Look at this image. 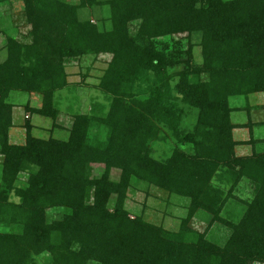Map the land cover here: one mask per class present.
I'll use <instances>...</instances> for the list:
<instances>
[{"label": "trees", "instance_id": "16d2710c", "mask_svg": "<svg viewBox=\"0 0 264 264\" xmlns=\"http://www.w3.org/2000/svg\"><path fill=\"white\" fill-rule=\"evenodd\" d=\"M21 1L26 40L7 36L0 49V264H264V152L236 154L264 141L234 139L253 130L232 122L230 104L264 96V0ZM89 56H110L98 84L107 105L61 109L68 63ZM14 93L42 99L25 107L21 144ZM30 115L67 139L34 136ZM168 138L171 153L156 157ZM133 180L187 200L178 230L132 216ZM196 216L205 231L190 226ZM216 224L225 238L211 235Z\"/></svg>", "mask_w": 264, "mask_h": 264}, {"label": "rangeland", "instance_id": "374dc122", "mask_svg": "<svg viewBox=\"0 0 264 264\" xmlns=\"http://www.w3.org/2000/svg\"><path fill=\"white\" fill-rule=\"evenodd\" d=\"M7 7V6H5ZM11 19L7 18L5 26H10L7 36H12L19 41H25L26 35L30 30L27 26L24 14L23 3L17 0L11 11ZM136 23L131 24V31L135 34ZM15 26V27H14ZM14 27V28H13ZM6 42V37L0 39V47ZM1 49V48H0ZM2 53L5 54L3 51ZM4 56L0 58V61L4 60ZM195 58L199 61L201 56L198 50H195ZM110 60V56H100L98 59L89 56L83 58V60H73L68 63L67 73L68 80L70 82V89H65L57 94L59 98L61 109L65 110L70 105H75L76 108L84 112H89L93 103H100L107 105L106 97L101 93L98 88L100 77L103 75L107 63ZM178 69L171 70V73L177 72ZM76 99V100H75ZM41 97L36 94H21L14 93L11 96V101L16 104L14 123L17 128L11 135L12 143L21 144L25 142V127L24 123L27 121L28 112L25 111L27 105L38 108L41 106ZM230 104L232 107L237 108L232 113V122L234 124H248L252 122V133L248 130L236 131L235 139H250L251 136L255 140L264 141V96L262 94H253L248 97L231 98ZM187 114L185 117L184 127L189 129L193 128L196 121V112L186 107ZM30 121L35 128L33 134L36 137L48 139L50 137L57 139H67L68 133L52 128V121L50 119L43 118L41 116H31ZM249 129V128H248ZM175 145V141L172 138H168L166 142L157 143L155 145L156 157H164L171 153L172 148ZM186 151H190L188 146H185ZM241 149H245L246 153L264 152V142H260L256 145H249L248 147L238 148L237 153H241ZM21 180L26 179L25 175L21 176ZM246 182V181H244ZM242 183L237 191V194L243 198H249L251 196L249 186L247 183ZM14 200L18 201L14 197ZM187 200L178 196L169 197L163 194L154 187L139 182L138 180L132 181V187L129 192L128 209L132 216L143 215V217L154 224L162 225L166 229L176 231L180 227V221L187 215ZM232 208V209H230ZM230 209L229 212H227ZM241 211V206L234 204L228 207L224 212V216H230L232 219H237ZM49 219H59L61 217L60 210L49 211ZM190 226L203 232L208 226V220L202 217H195ZM228 231L221 224H216L211 230V235L214 238H225ZM42 264V263H41ZM45 264V261H44Z\"/></svg>", "mask_w": 264, "mask_h": 264}, {"label": "crops", "instance_id": "0c3cea01", "mask_svg": "<svg viewBox=\"0 0 264 264\" xmlns=\"http://www.w3.org/2000/svg\"><path fill=\"white\" fill-rule=\"evenodd\" d=\"M17 0H10V1H5V2H3L1 5H0V24H1V30H2V33H1V35H0V39L1 38H3V37H6V39H7V33H8V29H9V27L10 26H5L4 24H5V22H6V20H7V18H10L11 19V11H12V9H13V6H14V4H15V2H16ZM21 1V0H20ZM22 2V1H21ZM5 6H7V7H5ZM15 27V26H14ZM13 27V28H14ZM3 46V45H2ZM2 46L0 47L1 49H2ZM6 57V55L4 54V53H0V58L1 57ZM5 59V58H4ZM249 124V123H248ZM17 127H14L12 130H11V135H12V133H14V130L16 129ZM249 127H244V128H236V129H234V131H233V136H235V134H236V131H239V130H248L249 131V133H250V129H248ZM253 130V129H252ZM10 135V136H11ZM234 139H235V137H234ZM236 140V139H235ZM249 139H239V140H236V141H240V142H242V141H248ZM249 145H238L237 147H236V154L238 155V156H246V155H251V153H246V151H245V149H241L240 151H241V153H237V149L238 148H243V147H248Z\"/></svg>", "mask_w": 264, "mask_h": 264}]
</instances>
